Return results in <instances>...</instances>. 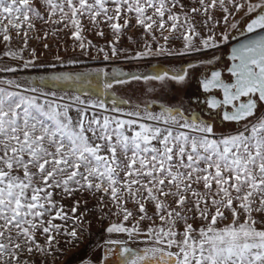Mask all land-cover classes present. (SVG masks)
Listing matches in <instances>:
<instances>
[{
  "label": "snow or ice",
  "instance_id": "snow-or-ice-1",
  "mask_svg": "<svg viewBox=\"0 0 264 264\" xmlns=\"http://www.w3.org/2000/svg\"><path fill=\"white\" fill-rule=\"evenodd\" d=\"M86 241L264 264V0H0V264Z\"/></svg>",
  "mask_w": 264,
  "mask_h": 264
},
{
  "label": "rangeland",
  "instance_id": "rangeland-1",
  "mask_svg": "<svg viewBox=\"0 0 264 264\" xmlns=\"http://www.w3.org/2000/svg\"><path fill=\"white\" fill-rule=\"evenodd\" d=\"M90 39H93V41L95 43H102V41H100L98 38L96 37H89ZM234 42V41H233ZM33 46H36L35 45V42H33ZM37 51L38 53L43 51L42 48L38 47L37 48ZM55 47H53V50L52 52H49V53H45L43 56H42V59L43 60H51L53 55L55 54ZM228 51V49H225L224 52L226 53ZM60 55L62 56H71L73 55V53L71 51H69L68 53H64L63 51L60 52ZM153 63H155V61H153ZM228 64V61L227 59L225 58L224 59V63L223 64H219L218 66L223 68L225 67L226 65ZM123 69L124 70H128V65H122ZM133 70H136L134 67H133ZM140 70H145L143 68H141ZM93 232H98V229L97 228H93ZM102 239V238H101ZM91 243V241H86L84 244H82L79 248L77 249H74L71 253H69V256L71 257L70 261H69V264H76V261L81 259V258H84L86 256L89 255V248H88V244ZM100 256V252L99 251H96L95 253L92 254V259L93 260H96L98 259Z\"/></svg>",
  "mask_w": 264,
  "mask_h": 264
},
{
  "label": "water",
  "instance_id": "water-1",
  "mask_svg": "<svg viewBox=\"0 0 264 264\" xmlns=\"http://www.w3.org/2000/svg\"><path fill=\"white\" fill-rule=\"evenodd\" d=\"M238 39H240V40H243L244 39V37H238ZM233 44H235L236 43V41H234V42H232Z\"/></svg>",
  "mask_w": 264,
  "mask_h": 264
}]
</instances>
